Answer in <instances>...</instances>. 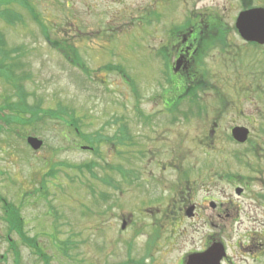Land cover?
Masks as SVG:
<instances>
[{"label": "rangeland", "instance_id": "rangeland-1", "mask_svg": "<svg viewBox=\"0 0 264 264\" xmlns=\"http://www.w3.org/2000/svg\"><path fill=\"white\" fill-rule=\"evenodd\" d=\"M25 2L43 22L49 39L32 20ZM251 8L264 9V0H0V11L7 9L16 16L12 26L0 19V33L8 56L14 58L11 61L22 64L11 81L22 72L29 76L19 82L28 103L39 101L42 110L72 109L82 134L111 139L94 145L85 142L93 150H81L84 142L74 138L72 129L43 115L35 129L0 125V195L20 209L23 231L37 239L48 264H136L143 257L146 237L142 235L151 225L137 212L142 213L158 193L167 198L166 182L138 173L135 183H127L116 169L130 172L147 167V148L177 149L169 134L162 144L156 140L162 128L157 121L165 123L166 114L161 106L164 84L161 78L155 82L156 65L161 62L154 54L169 27L208 17L223 21L229 48L204 53L200 68L209 88L198 93L202 112L189 117L193 119L188 128L189 136L197 138L195 123L216 118L219 139L206 135L194 146L186 144L189 150L183 157L175 159L176 152H167L156 158L167 162L172 156V165L181 172L170 170L164 176L177 193L185 185L191 188L201 215L194 220L175 215L156 219L155 227L170 236L165 241L159 238L146 259L150 264H178L186 252L203 249L202 238L211 235L217 237L216 246L222 247L226 259L219 264H264V247L259 246H264V198L259 197L264 195V58L234 35L237 15ZM60 40L76 51V66L49 44ZM4 62V67L11 63ZM236 72L246 74L251 83L249 102L231 86L236 84L230 80ZM14 92L0 78V105L6 98L17 100ZM234 100L240 102L232 105ZM248 115L255 132L251 146L243 147L231 140L228 130L234 121L245 125ZM144 117L150 120L144 122ZM120 134L125 137L121 144L116 138ZM26 137L43 145L33 151ZM137 154L141 160L135 159ZM89 163L95 164L91 172L77 169ZM184 173L185 179L179 178ZM212 198L225 207L232 204L225 222L211 214L208 204L203 206V200ZM122 215L133 216L137 224L128 220L122 230ZM172 231L181 235L170 240ZM6 236L0 218V264H15ZM10 239L17 246L18 264H42L14 233Z\"/></svg>", "mask_w": 264, "mask_h": 264}, {"label": "flooded vegetation", "instance_id": "flooded-vegetation-1", "mask_svg": "<svg viewBox=\"0 0 264 264\" xmlns=\"http://www.w3.org/2000/svg\"><path fill=\"white\" fill-rule=\"evenodd\" d=\"M198 16L199 15H195L196 18H198ZM228 37L229 36L226 33V27L224 26L223 21H215L212 19L189 20L179 26L169 27L162 38V42L155 50L154 55H156V57L161 62L160 66L158 64L156 65V75L158 78L155 79V82L157 83V81L161 78V82L162 84H164L165 92L163 93L164 96L161 106L165 111L164 114H166L165 123H159L157 121V125L162 128L158 127L159 134L156 140L162 144L165 140H169L165 138V135L169 134L173 141H176L177 149H172L170 147V152L169 148L168 150H163L162 146L157 148H147L146 152L150 155L148 166L143 167L142 169H140V167L138 166L135 169L133 168V171H131V180H134L133 183H135L136 180L139 179L138 173L142 177H145V174L147 173V176H149V178L152 180H156L157 178H159L161 182H166L165 190L167 193V198L158 193L156 197L149 200V202L147 203V207L143 210L142 213L137 212L139 216H143L145 219H147L146 225L150 224L151 230L149 231L148 229H145V232L142 235L146 237V250L143 257L140 258V260L137 261L136 264H150V261L147 260L148 258L146 259V256H148V254L151 255L152 248L154 247L155 242L159 238L164 239L165 241L170 236H163L161 232L162 229H158L157 226L155 227L156 219H165L169 215H175L180 220H194L201 215V207H197V204H195L196 202L192 201L193 197L191 192L193 191L191 190V188L185 185V187L182 188L179 193H177V188L172 189L168 184V178L164 176L165 173L170 170L181 172L179 167L172 165V156L167 162L157 161L156 158L159 156L167 155L164 154L167 152L171 153L172 155L176 152L174 154L175 159L180 156L183 157L189 150L185 147L186 144L189 147L194 146L196 139H201V137L202 139H205L207 136H210L212 139H219L220 130L219 123L216 118L211 117L195 123L196 127L194 130L199 131V134H195L196 136L198 135L197 138H191L189 136L191 130L188 128V126L190 125L188 121L193 119L189 118L193 115H196L198 117L200 116L202 112L201 104L203 102L198 98V93L205 91L206 89L208 90L209 88L205 80V77L207 76L206 72H204L203 69L200 68V66L203 64L202 58L204 56V53L209 49H218L221 52H225L227 48H229ZM245 46L254 48L258 52L263 54V47H259L253 44H245ZM164 60H166V63ZM230 80L236 82L235 85H231L232 88L235 89L239 94L243 93V99L249 102L251 83L249 82V80H247L246 74L243 75L240 72H236L233 78ZM229 81L225 83L229 84ZM257 87L260 86L257 85ZM183 95H185V97L183 99H179V97ZM239 102V100H234L233 102H231V104L237 105ZM143 120L144 122H147L150 120V118L144 117ZM153 120L155 121V117L153 118ZM246 121L247 123L245 125L237 124L236 121L231 122V126L228 130L229 135L231 133V130L235 127L246 128L249 131L248 141L242 145H239L243 147H248L250 145V139L252 137V134L255 132L254 127L251 126L252 118L250 117V115L246 117ZM138 153H140V151H138ZM135 159L141 160L139 154H137ZM185 176L186 173L179 175V178L185 179ZM179 178L176 176L177 183H180ZM185 183L187 184L188 181L185 180ZM170 192L174 193V197L169 196ZM204 202L205 204L203 206L208 204V206L212 210L211 214H213L217 220H222L223 222H225L230 218V206L232 204H227L228 207H225V204L221 202L215 203V201L212 199L204 200ZM210 203H214V206L212 207ZM138 206V208H142L143 202H139ZM189 208H192V212L190 213V215H188L187 213V210ZM235 212L236 214H238L236 210ZM128 220H133V224L136 223L133 216H130V218H126V216L122 215V230H125V225L128 224ZM139 231L140 230H138V233ZM173 233L174 231H172V238H170V240L173 239L174 236L179 237L181 235ZM202 239L203 249H194L193 251L186 252L181 256L178 264H190L189 258H191L193 255L207 252L217 244L216 241H214L217 240L216 236L213 237L211 235H208L206 238ZM259 246L260 248L262 247V245ZM224 260L226 259L224 258Z\"/></svg>", "mask_w": 264, "mask_h": 264}, {"label": "trees", "instance_id": "trees-1", "mask_svg": "<svg viewBox=\"0 0 264 264\" xmlns=\"http://www.w3.org/2000/svg\"><path fill=\"white\" fill-rule=\"evenodd\" d=\"M25 9L28 11L29 14H31L32 20L43 30L45 39H49L48 35L45 30V26L43 22L39 19L38 15L35 13L34 9L27 3L25 2L24 4ZM16 16L14 15L13 12L10 10L4 9L0 11V19L3 20L7 25L12 26L14 25L13 23V18ZM207 19H212L211 17H208ZM150 23V21H149ZM51 41V40H50ZM53 46V48L63 56L64 60L68 61L70 65L76 66V60L74 59V49L72 45L67 43L66 40H60L51 42L49 43ZM5 40L0 33V78H2L6 83L11 84V86L14 89V96L17 98V100H12L6 98L3 101V104L0 105V125H4L7 129H14V130H19L25 127H30L32 126L35 129V123L39 121L40 117L47 116L48 119L54 120L61 122L66 125L68 129H72L73 134L75 135V139L80 140L81 142L89 143L91 145L94 144H99L100 140L105 141H111L110 138L108 137H102L100 134L96 133L95 135H84L81 132V129H79V126L75 123L76 117H75V111L72 109H68L66 107L59 106L56 109H49V110H42L39 101H37L35 104H30L28 103L27 96L24 92V89L22 85L19 84V82L22 84V81L24 79L29 78L27 74L23 73V76H19L18 79L13 82L11 81L14 79V73L15 70L19 67H22V64L16 63L14 58L8 56V51L5 48ZM11 62V63H6L7 65L4 67V61L5 60ZM116 70V69H115ZM21 73V74H22ZM131 90H135L134 84L130 83ZM185 95L180 96L179 99H183ZM33 129V130H34ZM117 140H119V143H123L125 141L124 136L116 137ZM253 140H251L252 142ZM251 146V143H250ZM252 152H254V148L252 146ZM253 157H255L253 155ZM95 164H85L83 167L79 166L77 167L78 170L85 169L88 172H91L90 170ZM256 163V167H257ZM117 173L120 174L123 177V180L127 183L131 182L130 180H127L126 178L129 176V174L125 175L126 173H129L128 171H125L122 168L116 169ZM93 174V173H91ZM124 175V176H123ZM106 184H110V182L104 181ZM111 186H114L113 183L110 184ZM260 198H264L263 196H259ZM0 207L2 210V221L5 223L6 228H7V234L6 236L7 241L9 242V248L10 251L14 255V260L15 264H18L20 256L17 251V246L15 243L10 242V234H15L18 238V241L28 249L32 251L35 256L42 261V264H48L47 258L44 256L43 249L40 247L38 241L34 237H30L25 233V230L23 231L24 227V220L21 215L20 209L15 206L12 202L8 201L4 197L0 195ZM44 253V254H43ZM130 263V262H129ZM123 264H128V263H123Z\"/></svg>", "mask_w": 264, "mask_h": 264}, {"label": "water", "instance_id": "water-1", "mask_svg": "<svg viewBox=\"0 0 264 264\" xmlns=\"http://www.w3.org/2000/svg\"><path fill=\"white\" fill-rule=\"evenodd\" d=\"M235 28L239 36L249 43H255L257 45H264V9L255 8L244 11L239 14ZM248 137V130L245 128H234L232 131V138L238 143H245ZM27 143L29 146L37 151L41 147L42 143L34 138H28ZM241 189L236 190V194L239 195ZM222 247L215 246L212 250L194 256L190 261L192 264H219V261L223 257Z\"/></svg>", "mask_w": 264, "mask_h": 264}]
</instances>
